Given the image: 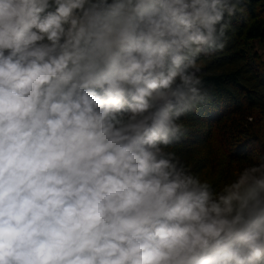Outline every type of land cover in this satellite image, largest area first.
<instances>
[{
    "label": "clouds",
    "instance_id": "1",
    "mask_svg": "<svg viewBox=\"0 0 264 264\" xmlns=\"http://www.w3.org/2000/svg\"><path fill=\"white\" fill-rule=\"evenodd\" d=\"M246 4L0 0V264H264V155L167 150Z\"/></svg>",
    "mask_w": 264,
    "mask_h": 264
},
{
    "label": "trees",
    "instance_id": "2",
    "mask_svg": "<svg viewBox=\"0 0 264 264\" xmlns=\"http://www.w3.org/2000/svg\"><path fill=\"white\" fill-rule=\"evenodd\" d=\"M228 36L222 52L198 60L211 99L182 117L188 134L167 149L214 186L234 161L258 163L264 155V144L254 143L264 139V0H247Z\"/></svg>",
    "mask_w": 264,
    "mask_h": 264
},
{
    "label": "rangeland",
    "instance_id": "3",
    "mask_svg": "<svg viewBox=\"0 0 264 264\" xmlns=\"http://www.w3.org/2000/svg\"><path fill=\"white\" fill-rule=\"evenodd\" d=\"M263 49L259 48V51L262 52ZM197 66L201 67L202 66V62H197Z\"/></svg>",
    "mask_w": 264,
    "mask_h": 264
}]
</instances>
